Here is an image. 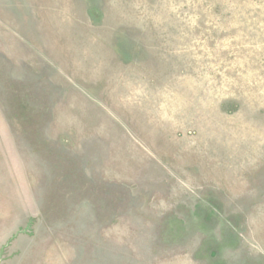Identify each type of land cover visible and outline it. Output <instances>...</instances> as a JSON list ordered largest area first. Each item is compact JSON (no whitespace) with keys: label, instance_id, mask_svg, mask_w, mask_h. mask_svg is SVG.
<instances>
[{"label":"rangeland","instance_id":"1","mask_svg":"<svg viewBox=\"0 0 264 264\" xmlns=\"http://www.w3.org/2000/svg\"><path fill=\"white\" fill-rule=\"evenodd\" d=\"M0 229V264H264V0H0Z\"/></svg>","mask_w":264,"mask_h":264},{"label":"crops","instance_id":"2","mask_svg":"<svg viewBox=\"0 0 264 264\" xmlns=\"http://www.w3.org/2000/svg\"><path fill=\"white\" fill-rule=\"evenodd\" d=\"M2 184H1V186H3L4 185V183H3V181L1 182ZM3 230L2 229H0V234H1V232H2ZM5 242H8V238H6L5 237V239L2 237V235L0 236V242L3 244L4 243V241Z\"/></svg>","mask_w":264,"mask_h":264}]
</instances>
